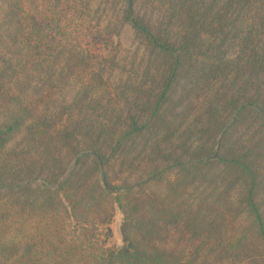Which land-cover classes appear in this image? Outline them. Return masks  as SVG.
I'll return each mask as SVG.
<instances>
[{
	"label": "trees",
	"instance_id": "1",
	"mask_svg": "<svg viewBox=\"0 0 264 264\" xmlns=\"http://www.w3.org/2000/svg\"><path fill=\"white\" fill-rule=\"evenodd\" d=\"M112 5L0 0V264H264V0Z\"/></svg>",
	"mask_w": 264,
	"mask_h": 264
},
{
	"label": "rangeland",
	"instance_id": "2",
	"mask_svg": "<svg viewBox=\"0 0 264 264\" xmlns=\"http://www.w3.org/2000/svg\"><path fill=\"white\" fill-rule=\"evenodd\" d=\"M95 1L97 4H100L101 7L102 6L106 7L107 17L112 15L114 10V5H112V0H95ZM118 40L120 41L124 49L126 50L135 49L136 41L134 38V32L129 24L124 25L120 35L118 36ZM20 136H18L17 138L19 139ZM121 222H122V213L120 210L117 209L112 222L109 224V227L111 228L112 231V235L108 239L109 245L118 246L122 244V237L120 233Z\"/></svg>",
	"mask_w": 264,
	"mask_h": 264
}]
</instances>
